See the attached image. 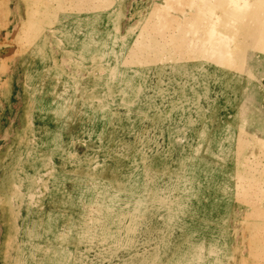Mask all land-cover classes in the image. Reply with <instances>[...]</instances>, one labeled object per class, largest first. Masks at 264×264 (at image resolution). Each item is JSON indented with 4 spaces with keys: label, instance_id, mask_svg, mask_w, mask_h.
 <instances>
[{
    "label": "rangeland",
    "instance_id": "374dc122",
    "mask_svg": "<svg viewBox=\"0 0 264 264\" xmlns=\"http://www.w3.org/2000/svg\"><path fill=\"white\" fill-rule=\"evenodd\" d=\"M0 264H264V0H0Z\"/></svg>",
    "mask_w": 264,
    "mask_h": 264
},
{
    "label": "bare ground",
    "instance_id": "6f19581e",
    "mask_svg": "<svg viewBox=\"0 0 264 264\" xmlns=\"http://www.w3.org/2000/svg\"><path fill=\"white\" fill-rule=\"evenodd\" d=\"M221 3V2H220Z\"/></svg>",
    "mask_w": 264,
    "mask_h": 264
}]
</instances>
